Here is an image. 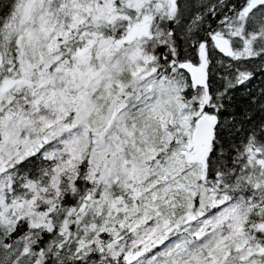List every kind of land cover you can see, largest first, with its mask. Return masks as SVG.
Returning a JSON list of instances; mask_svg holds the SVG:
<instances>
[{"label":"snow or ice","instance_id":"6c2138e0","mask_svg":"<svg viewBox=\"0 0 264 264\" xmlns=\"http://www.w3.org/2000/svg\"><path fill=\"white\" fill-rule=\"evenodd\" d=\"M0 264H264V0H0Z\"/></svg>","mask_w":264,"mask_h":264}]
</instances>
